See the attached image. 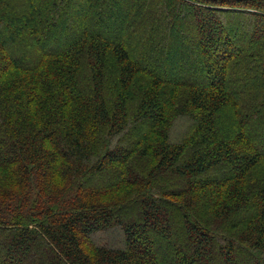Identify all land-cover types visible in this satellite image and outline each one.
I'll list each match as a JSON object with an SVG mask.
<instances>
[{
  "label": "trees",
  "instance_id": "obj_1",
  "mask_svg": "<svg viewBox=\"0 0 264 264\" xmlns=\"http://www.w3.org/2000/svg\"><path fill=\"white\" fill-rule=\"evenodd\" d=\"M0 264H264V0H0Z\"/></svg>",
  "mask_w": 264,
  "mask_h": 264
},
{
  "label": "rangeland",
  "instance_id": "obj_2",
  "mask_svg": "<svg viewBox=\"0 0 264 264\" xmlns=\"http://www.w3.org/2000/svg\"><path fill=\"white\" fill-rule=\"evenodd\" d=\"M109 31H110V33L108 32V30L107 29H105L104 30V33L106 34V35H108V36H111V35H113V33H114V31L112 30V29H109ZM164 46V44L161 46V47H163ZM142 129H139V130H137V132H135V133H133V138L134 139H138L139 138V136H140V132H142L141 131ZM142 133H144V132H142ZM142 133H141V135H142ZM176 217V219H179L177 216H174V218ZM242 255V254H241ZM240 255V257L242 258V260L243 261H245L244 259H246V257L245 256H241Z\"/></svg>",
  "mask_w": 264,
  "mask_h": 264
}]
</instances>
